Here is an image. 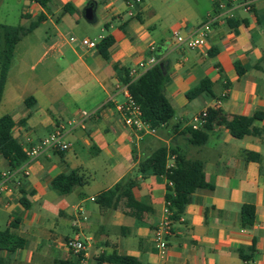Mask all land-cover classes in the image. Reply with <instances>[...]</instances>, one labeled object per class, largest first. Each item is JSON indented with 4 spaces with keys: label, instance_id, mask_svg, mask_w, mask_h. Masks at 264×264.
Listing matches in <instances>:
<instances>
[{
    "label": "crops",
    "instance_id": "1",
    "mask_svg": "<svg viewBox=\"0 0 264 264\" xmlns=\"http://www.w3.org/2000/svg\"><path fill=\"white\" fill-rule=\"evenodd\" d=\"M127 1L50 0L42 7L29 0L21 12L27 24L39 14L44 19L14 47L0 116L12 117V136L25 149L58 126L69 147L46 149L14 169L0 156V173H12V191L0 195V229L8 227L26 240L21 249L0 250V257L9 264L76 262L65 242L77 234L91 238L80 264H96L98 255L112 252L139 264H264V0H252L249 9L241 0H142L133 8ZM90 3L88 21L84 10ZM206 21L210 30L201 47L188 49L173 36L174 31L190 36ZM88 27L96 38L88 36ZM107 34L113 37L108 59L80 42L97 43ZM2 38L3 31L0 51ZM150 57L164 63L169 81L163 94L174 117L154 132H140L126 126L117 109L127 87L115 67L135 79ZM203 78L211 81L212 93L188 99L186 93ZM29 96L34 100L26 105ZM208 108L241 116L261 112L254 122L259 134L235 138L226 126L212 124L204 144L189 143L181 128ZM161 144L167 165L177 154L199 160L211 185L193 191L172 219L163 256L154 247L153 228L164 216L168 182L163 175L138 172L139 159ZM72 171L83 177V185L67 194L52 188L55 176ZM128 174L136 181L132 192L142 210L121 199L102 213L94 197ZM20 189L28 208L18 200ZM244 204L253 206L251 225L241 220Z\"/></svg>",
    "mask_w": 264,
    "mask_h": 264
},
{
    "label": "trees",
    "instance_id": "2",
    "mask_svg": "<svg viewBox=\"0 0 264 264\" xmlns=\"http://www.w3.org/2000/svg\"><path fill=\"white\" fill-rule=\"evenodd\" d=\"M42 7H46L50 0H33ZM44 19L43 14L37 15L30 20L27 25H5L3 27V48L0 51V101L6 81L7 70L13 54L14 47L21 37L32 31ZM107 27V25H106ZM113 37L109 34L101 38L95 48L98 53L108 59V47L112 44ZM121 71V81L127 87L134 102L138 105L141 112V119L154 130L160 129L163 125L170 124L174 117V110L163 94V88L169 81L163 61L154 63L147 68L137 78L132 79L125 68L115 67ZM236 71L239 76L243 75L244 70L236 64ZM220 76L225 78L221 69ZM212 83L209 79H201L191 90L186 93L188 99L197 97L203 92L211 94ZM34 98L26 97L24 103L29 105V101ZM261 120V112H255L252 116H241L228 114L218 108H208L203 124L199 128H192L191 125L181 128L180 134L194 145L204 144L207 140L206 131L212 124L226 126L230 134L235 138H240L246 134H259V129L254 126L255 121ZM14 121L9 114L0 116V156L4 158L10 169L19 166L27 156L25 148L19 141L12 136L11 129ZM174 129L179 125L173 124ZM206 130V131H205ZM164 144L157 146L149 154L141 157L138 162V172L149 171L155 175H163L167 182L165 201L169 202V209L172 212L171 219H176L182 213L185 204L189 200V195L197 189H208L211 185L205 181L202 163L199 160L187 159L181 154H177L173 163L167 165L168 154ZM84 184L83 177L76 171L68 174H59L51 180V186L60 194L71 192L76 186ZM136 181L131 175H125L113 186L98 193L94 197L100 211L112 210L117 207L121 199L125 200V205L136 211L143 208L133 195V188ZM19 202L24 208L29 207V202L22 194ZM241 220L246 225H251L254 221V209L252 205L244 204L240 211ZM26 240L23 237L12 234L9 228L0 229V250L12 252L24 247ZM73 253V252H72ZM84 252L74 253L76 262L70 260L55 259L53 264H80ZM109 262L112 264H139L137 259L130 255L112 252L100 254L96 257V264ZM0 264H9V261L0 257Z\"/></svg>",
    "mask_w": 264,
    "mask_h": 264
},
{
    "label": "built area",
    "instance_id": "3",
    "mask_svg": "<svg viewBox=\"0 0 264 264\" xmlns=\"http://www.w3.org/2000/svg\"><path fill=\"white\" fill-rule=\"evenodd\" d=\"M142 0H128L127 5L130 8L138 5ZM252 0H241L242 6L245 9L250 8V2ZM219 6H223L222 3ZM131 14V12H129ZM210 30V22L206 21L199 25L194 34L184 37L179 32L174 31L173 36L179 43H184L188 49H196L201 47L206 42V36ZM71 41L75 39L70 37ZM81 44L89 47L95 48L96 42L89 38H83L80 40ZM154 58L150 57L148 61L141 63L143 66L151 67L154 64ZM148 67V68H149ZM119 113L123 119V122L126 126L133 128L136 131L140 132H154V129L149 128V126L141 119V112L138 105L134 102L132 96L130 95L129 91L127 90L125 93V99L122 103L117 106ZM83 115L88 116V113L83 111ZM206 117V110H203L198 115L192 117L190 125L192 128H199L203 122L204 118ZM64 137V128L63 126L56 127L48 136L34 142L30 143L27 139L28 147L25 149V153L27 157H34L38 154L42 153L46 149H59L65 150L69 147V143L63 140ZM11 178L12 173L9 170H5L0 173V195L3 193H10L12 191L11 187ZM168 184L171 185V182L168 181ZM169 202L165 201L164 205V216L155 224L153 228V244L157 251V254L163 256L168 248V236L171 233V226H172V219L171 215L172 212L168 207ZM91 239V238H89ZM88 238L83 239L79 235H75L71 238H68L65 242V246L67 249L73 253L84 252L86 250V241L89 240Z\"/></svg>",
    "mask_w": 264,
    "mask_h": 264
},
{
    "label": "rangeland",
    "instance_id": "4",
    "mask_svg": "<svg viewBox=\"0 0 264 264\" xmlns=\"http://www.w3.org/2000/svg\"><path fill=\"white\" fill-rule=\"evenodd\" d=\"M28 2L29 0H0V32L3 31V27L5 25H17V24L27 25L28 21L23 20L24 18H22L21 12L25 7V4ZM87 33L88 36L96 38L97 32L94 31L92 28L88 27ZM1 214L5 215L2 212ZM66 223H69V221L68 222L66 221ZM2 226L3 225L0 224V228H2ZM69 234L73 235V232L69 231ZM85 234H88V232ZM80 236L81 238L84 239L83 235Z\"/></svg>",
    "mask_w": 264,
    "mask_h": 264
},
{
    "label": "water",
    "instance_id": "5",
    "mask_svg": "<svg viewBox=\"0 0 264 264\" xmlns=\"http://www.w3.org/2000/svg\"><path fill=\"white\" fill-rule=\"evenodd\" d=\"M93 17L92 4L90 3L84 10V18L90 21Z\"/></svg>",
    "mask_w": 264,
    "mask_h": 264
}]
</instances>
